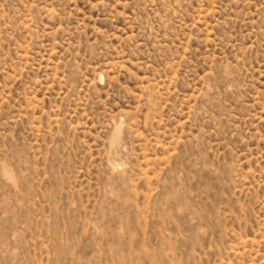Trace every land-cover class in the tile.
<instances>
[{"label": "rangeland", "instance_id": "obj_1", "mask_svg": "<svg viewBox=\"0 0 264 264\" xmlns=\"http://www.w3.org/2000/svg\"><path fill=\"white\" fill-rule=\"evenodd\" d=\"M0 264H264V0H0Z\"/></svg>", "mask_w": 264, "mask_h": 264}]
</instances>
